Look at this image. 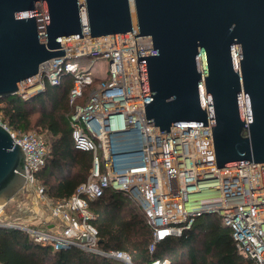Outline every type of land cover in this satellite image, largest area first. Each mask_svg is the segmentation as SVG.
<instances>
[{
  "label": "water",
  "instance_id": "obj_1",
  "mask_svg": "<svg viewBox=\"0 0 264 264\" xmlns=\"http://www.w3.org/2000/svg\"><path fill=\"white\" fill-rule=\"evenodd\" d=\"M132 31L146 125L210 121L217 169L264 165V0H0V98L63 57L62 40ZM25 185L26 154L0 124V208Z\"/></svg>",
  "mask_w": 264,
  "mask_h": 264
},
{
  "label": "built area",
  "instance_id": "obj_2",
  "mask_svg": "<svg viewBox=\"0 0 264 264\" xmlns=\"http://www.w3.org/2000/svg\"><path fill=\"white\" fill-rule=\"evenodd\" d=\"M61 46L65 55L44 63L37 77L19 85V95L28 100L44 91L46 84L57 86L64 75L74 76L69 95L74 107L72 136L77 150L93 154L91 175L70 200H50L36 179L46 164V140L37 133L12 130L0 117V124L26 154L24 190L33 188L59 220L48 230L19 223L0 226L23 229L56 250L75 246L134 264L129 253L99 250V232L90 222L89 203L81 196L99 198L114 189L129 194L147 216L154 233L150 252L167 237L181 236L197 217L217 214L231 229L239 253L252 264H264V165L217 169L210 121L208 126L178 125L169 134L146 125L133 31L64 39ZM83 56L108 59L109 78L99 83L90 71L80 70L73 60ZM89 87L84 104H78Z\"/></svg>",
  "mask_w": 264,
  "mask_h": 264
},
{
  "label": "trees",
  "instance_id": "obj_3",
  "mask_svg": "<svg viewBox=\"0 0 264 264\" xmlns=\"http://www.w3.org/2000/svg\"><path fill=\"white\" fill-rule=\"evenodd\" d=\"M73 83L74 76L66 74L59 85L46 84L41 95L28 100L20 95L0 98L3 124L19 133L36 130L47 138L46 164L36 179L52 201L70 200L91 175L93 154L77 150L72 136L70 117L74 107L69 95ZM91 88L78 104H84ZM81 196L89 203L90 222L98 229V248L103 252L129 253L134 264H252L239 253L231 229L217 214L197 217L181 236L167 237L150 252L153 229L129 194L108 189L99 198ZM184 254L186 261L182 262ZM0 264L125 263L75 246L56 250L50 243L36 241L23 229L0 226Z\"/></svg>",
  "mask_w": 264,
  "mask_h": 264
},
{
  "label": "rangeland",
  "instance_id": "obj_4",
  "mask_svg": "<svg viewBox=\"0 0 264 264\" xmlns=\"http://www.w3.org/2000/svg\"><path fill=\"white\" fill-rule=\"evenodd\" d=\"M73 62L78 65L80 70L85 72L90 71L92 77L97 79L99 83L101 81H106L109 78L110 61L106 58L83 56L74 59ZM30 132L38 133L36 130H32ZM45 139L47 141L46 137ZM24 216H27L28 218H35L34 222H25L26 219H24ZM51 218L48 206L40 201L33 188L22 190L0 211V223L2 224L19 223L27 226L29 224H41L39 226L40 228L42 226V230H47L48 226L55 222V220ZM181 260L182 262L186 261V254L183 255Z\"/></svg>",
  "mask_w": 264,
  "mask_h": 264
},
{
  "label": "crops",
  "instance_id": "obj_5",
  "mask_svg": "<svg viewBox=\"0 0 264 264\" xmlns=\"http://www.w3.org/2000/svg\"><path fill=\"white\" fill-rule=\"evenodd\" d=\"M50 214H51V213H50ZM51 217H52V216H51ZM24 219H26L25 222H29V221L34 222V219H35V218H30V217L28 218L27 216H24ZM51 219L55 220V222L52 223L51 225H49V226H48V229H51L52 227L57 226V225L59 224V220H58V219L53 218V217H52ZM29 223H30V222H29ZM32 225H33V226H37V225H38L37 227L40 228L39 225H41V224H29L28 226H32ZM41 228H42V226H41ZM48 229H47V230H48Z\"/></svg>",
  "mask_w": 264,
  "mask_h": 264
},
{
  "label": "bare ground",
  "instance_id": "obj_6",
  "mask_svg": "<svg viewBox=\"0 0 264 264\" xmlns=\"http://www.w3.org/2000/svg\"><path fill=\"white\" fill-rule=\"evenodd\" d=\"M0 210H2V209L0 208Z\"/></svg>",
  "mask_w": 264,
  "mask_h": 264
}]
</instances>
